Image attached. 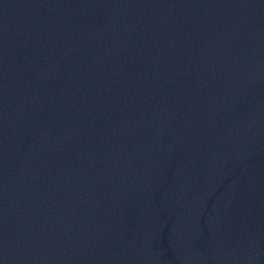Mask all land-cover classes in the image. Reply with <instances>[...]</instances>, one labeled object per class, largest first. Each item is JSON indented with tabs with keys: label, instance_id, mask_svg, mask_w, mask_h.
Wrapping results in <instances>:
<instances>
[{
	"label": "water",
	"instance_id": "water-1",
	"mask_svg": "<svg viewBox=\"0 0 264 264\" xmlns=\"http://www.w3.org/2000/svg\"><path fill=\"white\" fill-rule=\"evenodd\" d=\"M0 264H264V0H0Z\"/></svg>",
	"mask_w": 264,
	"mask_h": 264
}]
</instances>
